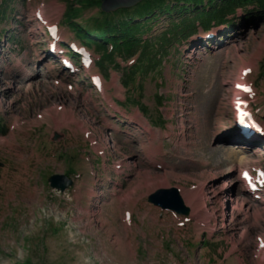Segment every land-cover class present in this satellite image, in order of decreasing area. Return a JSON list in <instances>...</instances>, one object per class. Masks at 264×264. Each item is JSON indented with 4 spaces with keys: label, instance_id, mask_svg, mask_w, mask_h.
Returning a JSON list of instances; mask_svg holds the SVG:
<instances>
[{
    "label": "rangeland",
    "instance_id": "1",
    "mask_svg": "<svg viewBox=\"0 0 264 264\" xmlns=\"http://www.w3.org/2000/svg\"><path fill=\"white\" fill-rule=\"evenodd\" d=\"M1 2L0 264H264V203L241 179L264 169V138L230 143L237 106L264 128L263 13L240 9L207 30L196 22L188 38L170 37L158 70L125 88L140 54L102 62L89 46L92 65L80 74L79 62L76 75L50 56L46 24L64 45L80 44L65 21L76 0ZM79 11L81 24L102 19L99 4ZM195 11L156 16L142 39L186 16L192 24ZM210 33L218 39L207 45ZM229 151L246 164H225ZM54 175L74 185L54 190ZM172 188L188 217L148 202Z\"/></svg>",
    "mask_w": 264,
    "mask_h": 264
},
{
    "label": "trees",
    "instance_id": "2",
    "mask_svg": "<svg viewBox=\"0 0 264 264\" xmlns=\"http://www.w3.org/2000/svg\"><path fill=\"white\" fill-rule=\"evenodd\" d=\"M76 2L80 7L72 8V11L67 13L65 21L84 45L95 46L96 51L102 54L101 61L113 59L114 53H118L126 60L140 54L136 64L131 69L123 71L122 84L125 88L135 85L139 76L144 78L158 70L162 62L161 56L166 52L167 44H170V37L188 38L193 32H196L195 23L199 22V19L203 24L199 23L207 30L212 22L225 24L227 17L235 15L240 9L248 11L254 7L264 14V0H146L132 10H120L115 13L100 12L99 15L102 19H93L89 25H84L76 21V18L80 16L79 10L93 7L96 4L100 6L101 2L100 0H76ZM84 4L86 5L84 6ZM2 6L3 2L0 0V14H3ZM206 8L208 11H205ZM200 9L203 11L202 13H200ZM192 10H196L195 14L199 13L195 21L191 22L192 24L187 23L186 16V19L174 25L169 33L163 34L154 40L155 42L149 37L146 40L142 39L144 34H149L152 30V25L149 23L156 19V16H172L174 12L176 15H184L185 11ZM203 14L206 15L205 19H202ZM92 34L94 38L91 37ZM109 46H112L113 50H110ZM102 62L99 63L101 68H103Z\"/></svg>",
    "mask_w": 264,
    "mask_h": 264
},
{
    "label": "water",
    "instance_id": "3",
    "mask_svg": "<svg viewBox=\"0 0 264 264\" xmlns=\"http://www.w3.org/2000/svg\"><path fill=\"white\" fill-rule=\"evenodd\" d=\"M144 0H101V10L113 13L118 10L130 9ZM52 189L65 192L74 185V180L65 175H54L49 179ZM148 202L163 211H173L182 216L190 215V208L184 203L180 191L176 188L158 190L149 196Z\"/></svg>",
    "mask_w": 264,
    "mask_h": 264
},
{
    "label": "bare ground",
    "instance_id": "4",
    "mask_svg": "<svg viewBox=\"0 0 264 264\" xmlns=\"http://www.w3.org/2000/svg\"><path fill=\"white\" fill-rule=\"evenodd\" d=\"M236 85H240V83L239 82H236ZM257 153V152H256ZM234 152H232V151H229V152H227L226 154H224V156H226V159H224V163L225 164H230V163H233L234 164V167H242V166H244L246 163L242 160V159H239V160H237V159H232L233 158V156H234ZM236 169V168H235ZM244 171H248V169H242V173L244 172ZM246 174L248 173V172H245ZM242 175V174H241ZM243 190H245L246 191V189H243ZM247 192V191H246ZM203 198V192L201 191V190H199V191H197V192H194V191H192L191 193H190V195L188 196V199L190 200V201H195L196 203L197 202H199L201 199Z\"/></svg>",
    "mask_w": 264,
    "mask_h": 264
}]
</instances>
